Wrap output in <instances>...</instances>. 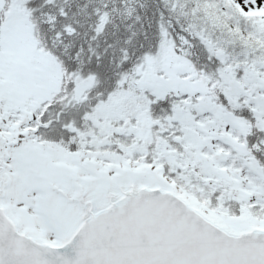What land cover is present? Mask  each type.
Returning <instances> with one entry per match:
<instances>
[{
	"label": "snow or ice",
	"instance_id": "snow-or-ice-1",
	"mask_svg": "<svg viewBox=\"0 0 264 264\" xmlns=\"http://www.w3.org/2000/svg\"><path fill=\"white\" fill-rule=\"evenodd\" d=\"M0 264H264V0H0Z\"/></svg>",
	"mask_w": 264,
	"mask_h": 264
}]
</instances>
